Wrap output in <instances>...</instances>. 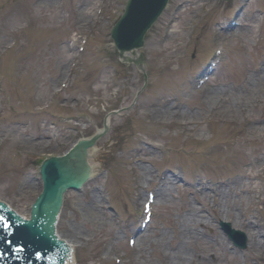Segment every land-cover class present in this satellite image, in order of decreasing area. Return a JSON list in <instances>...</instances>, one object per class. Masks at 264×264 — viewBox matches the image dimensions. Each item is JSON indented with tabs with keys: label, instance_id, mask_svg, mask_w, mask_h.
Here are the masks:
<instances>
[{
	"label": "rangeland",
	"instance_id": "374dc122",
	"mask_svg": "<svg viewBox=\"0 0 264 264\" xmlns=\"http://www.w3.org/2000/svg\"><path fill=\"white\" fill-rule=\"evenodd\" d=\"M126 1L0 0L2 165L34 156L62 155L77 140L104 131L109 120L107 130L90 148L95 151L89 157L95 166L93 175L81 190L71 189L65 194L70 205L62 210L58 231L74 243L76 251L80 252L83 246L87 259L73 264H134L137 258H145L141 256L144 253L137 252L145 250L142 237L149 234L159 238L167 230L172 233L174 221L186 216L185 197L203 207L202 190L198 191L199 199L192 196L193 188L198 189L195 177L227 180L238 173H255L239 185L243 190L241 196L233 197V212L234 218L239 219L242 210L251 208V216L258 219L264 232V130H255L259 122L264 123V83L245 88V92L241 88L242 80L258 71L257 61L264 56V0H171L148 31L145 46L136 48V55L127 54L136 58L144 53L145 63L122 64L110 32L123 14ZM251 26L256 28L255 33L246 34L245 29ZM236 30L241 36L227 43L225 37ZM83 38L87 45L84 52H79L77 46ZM13 39L20 45L9 53L18 44L13 46ZM217 49L223 51L221 61L216 56ZM210 63H216L218 70L206 78ZM183 81L187 82L185 86L191 82L189 91L195 92L189 103H199V97L212 95L222 102L239 88L237 99L243 107L235 101L240 108L231 112L240 120L248 116L253 124V138L240 137L241 122L236 126L211 121L210 130L217 141L214 156L204 149L214 142L213 138L194 142L172 133L174 129H168L170 133L165 138L169 151H160L155 145L162 139L157 136L167 127L161 119L150 120L145 106L151 107L156 96L174 93L169 89L180 90ZM28 82H33V87L25 85ZM23 112L28 115L22 116ZM160 116L163 118L164 113L158 112L157 117ZM251 150L262 154L253 166H246L254 157ZM245 155H249L247 159ZM151 156L157 159L145 161ZM238 160L245 167L234 165ZM138 161L149 167L153 175L171 172L181 182L175 179L171 183L174 189L166 192L167 201L156 200L153 220L146 231L139 230L144 218L143 203L149 191L156 197L163 185L159 188L154 181L145 182L136 169ZM196 173L200 174L193 178ZM209 193L211 198L207 201L212 206L219 192L213 193L215 197ZM201 211L211 225L200 227L197 245L222 238L243 257L249 239L241 225L233 227L242 233L239 235L246 243L243 247L237 246L225 231V225L234 219L216 217L207 207ZM261 236L264 238L262 233ZM130 237L139 246L131 245ZM154 246L157 247L151 245ZM215 252L219 250L209 251L210 260ZM185 261L191 264L188 257Z\"/></svg>",
	"mask_w": 264,
	"mask_h": 264
},
{
	"label": "bare ground",
	"instance_id": "6f19581e",
	"mask_svg": "<svg viewBox=\"0 0 264 264\" xmlns=\"http://www.w3.org/2000/svg\"><path fill=\"white\" fill-rule=\"evenodd\" d=\"M256 28L254 26L248 27L245 30L246 34L251 35V33H255ZM240 30V29H239ZM236 30L233 34L229 35L227 39L228 41H237V37H240V32ZM19 36L22 35V32H19ZM17 35V36H18ZM12 45H16V40H12ZM20 43L9 51L11 53L14 51ZM125 57V56H124ZM127 57V56H126ZM125 57V58H126ZM257 65H259L258 71H254L247 76L246 80H242L241 88L242 91H244L245 88L252 89L255 88L257 84H260L262 81L264 83V56H262L258 61ZM25 70V69H22ZM218 70V68L215 69L213 74ZM26 76L32 77L31 73H27ZM34 80V79H33ZM36 82V79L35 81ZM257 82V83H256ZM33 82H28L25 85L33 87ZM187 82L183 81L182 86L180 87V90L178 88H172L169 89L173 90L169 93L171 95H167L164 97H161L159 95L156 96L153 100H151V107L145 106V110L148 112V118L150 117V120L157 121V120H163V126L167 127L165 129H162L157 136L158 139H162L160 141V144L155 145L156 147L160 148V151L165 152L169 151L170 148H168V145L166 143V137L167 133H170L168 129H174L175 131L172 133H179L181 136H185L188 139L196 142H208L212 140L214 142H211L204 146V149L207 151V153H212L213 156L216 151V144L217 141L214 140V135L212 134V131L210 130L209 122L214 121L218 123H223L226 125L234 124L238 126L241 123H243V126L241 128L240 137H247V138H253V135L255 134L252 130L253 124L252 121L249 120L248 116H244L242 120H240V116L236 115L235 113H232L231 111L239 109L240 107H236V102L238 101L240 105L242 104L241 101L238 99L237 92L238 89H233L234 93L231 94V97H224L222 102L217 101V97L215 98L214 95L207 97L202 96L199 97V103H189L192 101V99L195 97V92L191 93L189 91V88L192 86V83L190 82L185 86ZM173 87V86H172ZM171 88V87H170ZM184 88V89H183ZM183 89V90H182ZM178 90V91H177ZM251 90H249L250 92ZM245 92V91H244ZM257 92L255 93L256 96ZM260 96V94H259ZM241 97V96H240ZM257 97V96H256ZM158 99H161L159 101H156ZM220 98V97H219ZM238 98V99H237ZM245 99V98H244ZM228 102L224 104V102ZM255 103L252 102V105ZM246 106H252L250 104H245ZM153 107H158L157 110ZM243 107V104H242ZM247 107V108H248ZM247 108H245L247 110ZM244 108H241L242 111H245ZM159 110V111H158ZM164 113V117L162 116L157 117V113ZM109 121V120H108ZM261 120H258V122ZM259 122L255 130H264V123ZM255 127V126H254ZM258 135V134H257ZM256 136V135H255ZM98 138L99 135H95L92 139H85L82 141V144H86L87 147L93 144L94 138ZM161 137V138H160ZM255 140V139H254ZM221 143V142H220ZM85 148L83 150L79 151H73L72 155L76 156V160L73 163V166L70 167L68 165V160L63 159L66 171L69 175V180L71 183V186L77 184L78 182H81V185L83 182L91 177L94 173L95 166L90 160V156H93L95 151H91V149ZM176 148L177 146H173ZM194 147H197V144H194ZM88 149V150H87ZM202 150V153L204 151ZM256 149V148H255ZM186 150H189L186 148ZM226 150V149H225ZM172 157V150H170ZM252 152L250 154H254V157H252V160L248 161L249 163H245L246 166H249L250 163L253 166V163H255L254 160H258L261 156V151L257 150H251ZM196 152L199 154V150H196ZM68 154H71L68 152ZM201 154V151H200ZM165 155L162 154V157ZM249 155H245V159H247ZM170 157V158H171ZM156 156H151L148 158H145V161L154 160ZM157 159V158H156ZM232 163V162H231ZM143 163L138 161V164L136 165V169L138 170V173L140 174L141 178L145 180V182H153L155 183L159 188L163 185L161 189H158L156 191L157 196L155 197V203L156 200H163L164 202L168 200V196L166 192H172L173 191V185L171 183L175 182V179L177 183H181L179 181V178L175 176L174 173L171 172H163L162 174L153 175L152 171L149 167L142 166ZM240 160L237 162L235 161L234 165L236 166H242L245 167ZM262 166V165H261ZM260 167V166H259ZM201 167L199 166L198 170H200ZM241 169H243L241 167ZM254 172V171H252ZM246 173V174H245ZM146 174V176H145ZM200 173H196L193 175V178L196 175H199ZM255 173H238L234 176L227 177L221 180H215L216 178L209 177L205 179H200L199 177H195V183L198 185V189L193 188L192 196H194V199H199V192L202 190V194L204 196V204L203 207L196 206L191 200H189L187 197H185V201L183 202V206L185 204V212L186 216L181 220V217L174 221V228L172 230V233L168 230L165 232H161L162 236L159 238L150 237L149 234L146 236L144 235L142 237L143 241H145V250H138L141 256H145V258H137L134 260L136 263L134 264H187V257L190 259L191 264H264V260L261 262V258L264 256V238L261 236V233L264 236V232L262 231L261 227L258 224V219H254L251 215H254L252 213L251 208H247L241 211L243 215H240L241 217L239 219L234 218V212H233V205L235 203V200L233 197L241 196L242 188L239 189V185L242 184L243 180L246 179V177H254ZM154 176V178H153ZM174 179V180H173ZM77 180L74 184L73 181ZM151 184V183H150ZM76 187V186H75ZM72 188L67 190L66 192L70 191ZM76 190V189H75ZM212 192H219L218 199H215V203H212V206L207 201L209 198H211ZM149 193V192H148ZM238 194V195H237ZM148 196V195H147ZM215 197V195L213 194ZM221 197V198H220ZM157 200V201H158ZM145 203V201H144ZM143 203V204H144ZM209 208L212 210L214 215L216 217H222L223 215L227 218L234 219L232 221L233 226H239L241 225V228L246 232L249 239V247L246 250V252H243V257H240L241 254L239 252H236L231 249L230 244L222 238L215 239V243H208V245L201 244L197 245L198 243L195 241L196 238L199 239V234L202 233V230L200 229L201 226L204 224L211 225L209 223L207 215L202 214L201 210H204V208ZM222 212L224 214H222ZM191 213V216L188 214ZM183 216V215H182ZM233 216V217H231ZM223 218V217H222ZM153 220V219H152ZM209 222H208V221ZM191 229H190V228ZM139 230L146 231V229H142L139 227ZM160 232V231H159ZM156 236V235H155ZM158 236V235H157ZM221 237V236H220ZM140 239V237H139ZM200 241V240H199ZM170 242V243H169ZM165 243V246H163ZM169 243V244H168ZM72 247L74 248V243H70ZM156 244V246L151 247V245ZM139 246V243L135 244ZM147 245V246H146ZM195 246V248H194ZM190 249H194L193 254L190 253ZM210 250H216L219 252H215L216 254L213 256V260H210L209 257V251ZM241 258V262L239 263V257ZM255 260V261H254ZM72 261V260H70Z\"/></svg>",
	"mask_w": 264,
	"mask_h": 264
},
{
	"label": "water",
	"instance_id": "95a60500",
	"mask_svg": "<svg viewBox=\"0 0 264 264\" xmlns=\"http://www.w3.org/2000/svg\"><path fill=\"white\" fill-rule=\"evenodd\" d=\"M118 35L117 25L113 29L112 36L123 54L125 50L129 49V46L122 43ZM49 156L51 155H45V158ZM42 159L44 158L41 156L24 158L22 162L14 161L13 165L9 163L2 165L0 159V199L8 202L19 213L27 217L31 213L32 203L43 190V182L39 173V162ZM65 160H68V157ZM62 163L65 166L64 161L56 157L46 161L43 172L45 180L43 195L34 211L33 220L30 223H25L24 227L20 229L21 231L15 238V245L25 248L24 242H29L28 244L32 247H36L46 239V233L53 226L63 190L66 187H69L67 190L72 188L69 177L65 176V170L61 168ZM69 205V199L65 197L63 210H66ZM70 254L71 252L69 257H72ZM74 258V262H87L83 246H81L80 252L74 249Z\"/></svg>",
	"mask_w": 264,
	"mask_h": 264
},
{
	"label": "snow or ice",
	"instance_id": "6c2138e0",
	"mask_svg": "<svg viewBox=\"0 0 264 264\" xmlns=\"http://www.w3.org/2000/svg\"><path fill=\"white\" fill-rule=\"evenodd\" d=\"M2 219H3V218L0 217V220H2ZM4 225H5L6 228L10 227V225H8L7 221H4Z\"/></svg>",
	"mask_w": 264,
	"mask_h": 264
}]
</instances>
